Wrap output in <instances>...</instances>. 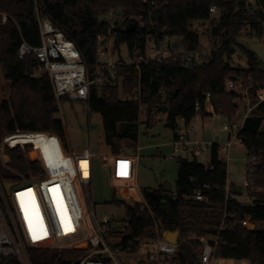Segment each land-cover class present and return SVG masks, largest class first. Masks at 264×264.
<instances>
[{
	"label": "trees",
	"instance_id": "16d2710c",
	"mask_svg": "<svg viewBox=\"0 0 264 264\" xmlns=\"http://www.w3.org/2000/svg\"><path fill=\"white\" fill-rule=\"evenodd\" d=\"M50 16L65 36L79 49L86 64L88 75L94 77L98 66L97 48L99 38L114 36V47L125 44L130 52L142 50L145 38L158 39L166 35L182 37L188 50L198 48L197 35L189 29L191 20H208L209 8L215 5L224 15L213 21L209 37H213L211 53L207 59L191 69H184L179 61L168 64L142 66L139 82V99H120V93L132 94L138 87L132 79L124 80L121 90L117 87L103 89L100 95L91 88L89 111L101 116L104 139L113 155L120 154L122 140H135L138 134L140 107L146 109L147 126L156 120L159 105H166L165 126L172 130L180 119L189 122L196 114L194 106L198 102V115H210L205 109V93L211 95L214 112L229 121L239 114L243 107L242 97L233 90L225 89V80H241L254 94L258 86H264V69L255 53L238 42L239 37L251 33L262 35L264 14L245 12L246 0H159L156 5L141 3L140 0H35ZM264 3V0H260ZM122 10L120 21L111 25L102 20L109 10ZM6 14V22L1 15ZM135 15V19H131ZM139 16V17H138ZM128 22L135 29L126 32ZM245 32V34H242ZM25 41L34 47L39 44V31L35 15L34 0H0V69L3 77L10 81L8 100L0 104V141L8 145L32 142L33 156L42 159L43 166L51 176L62 155L58 138L65 148V128L57 116L58 102L54 97L51 82L46 74L36 76L37 60L33 55L19 59L16 55L19 44ZM242 51L246 66L233 64L232 54ZM249 79L251 81H249ZM177 90L175 97L174 91ZM244 108V107H243ZM253 117L246 118L239 133L247 156H259L254 166V185L259 191L252 203L242 204L225 197L227 166L219 159L218 145L213 142L207 166L195 157L177 159L176 192L169 195L163 189L143 188L141 195L147 206L132 201L126 205L125 229L121 248L133 251L143 239L154 238L155 233L176 231L178 253L176 264H201L197 239L190 235H218L216 254L221 258L245 259L252 264H264V228L247 229L241 221L248 218L256 225L264 223V101L253 110ZM45 131H50L48 133ZM19 132V133H17ZM22 132V133H21ZM29 145L5 147L10 158L9 167L21 173L30 167L33 174L41 173L38 163L29 162L24 149ZM17 175L7 170L0 162V182L17 179ZM65 179V178H64ZM205 200L193 197L202 185ZM57 189V187H55ZM58 192V190H57ZM224 214L231 229H219ZM230 215H233L230 217ZM251 228L250 223L246 224ZM61 245L67 243L60 242ZM82 250L30 248L28 255L32 264H76ZM5 260V262H2ZM0 264H19L14 257L0 260Z\"/></svg>",
	"mask_w": 264,
	"mask_h": 264
},
{
	"label": "built area",
	"instance_id": "2783aa9c",
	"mask_svg": "<svg viewBox=\"0 0 264 264\" xmlns=\"http://www.w3.org/2000/svg\"><path fill=\"white\" fill-rule=\"evenodd\" d=\"M35 2V15L39 31V44L35 47L22 41L17 49V57L23 59L26 56L33 55L37 60L38 69L36 76L46 74L51 82L54 97L67 99L69 101L89 102L91 88L95 87L97 94L100 95L103 89L108 87H117L121 90V84L124 80L132 79L136 81L138 87L132 94L120 93V99H127L128 96H134L139 99V82L142 66L156 64H168L179 61L184 69H191L200 64L203 60L200 54V44L195 50H188L184 46L182 37L164 36L162 38H145L143 49H134L132 52L126 46L127 56L119 57L113 60L112 53L118 49L114 47V36L99 38L97 48L98 66L94 77L90 78L86 64L75 43L68 39L63 31L56 26L45 10ZM141 3L156 5L159 0H140ZM245 12L248 14H264V3L260 0H246ZM210 17L208 20H191L189 22L190 31L197 35L198 41L205 37L209 45H212L213 37H209L207 32L213 21H219L224 15L215 5L209 8ZM102 20L108 21L111 25L120 21V16L116 10H109L105 13ZM139 17V16H138ZM131 15V19H135ZM7 20L6 14L1 15V22ZM130 23V22H128ZM127 23V24H128ZM264 27V22H262ZM245 34V32H242ZM108 53V59L105 54ZM249 81H251L249 79ZM225 89L233 90L242 97L244 113L241 120L233 118L229 124H224L222 130L228 132V138L225 142L218 145V151H225L226 158L229 159V150L235 140L243 144L239 133L246 118L253 117V110L260 102L264 101V86H258L254 94H251L248 86H244L243 81L226 79ZM211 95L205 93V109L211 116H219L214 112L213 104L210 101ZM195 116L185 122L180 119L178 125L173 130V140L171 141L172 150L170 158L184 156H196L204 152H210L213 142H207L197 138L195 134L197 125L195 119L199 116L200 105L195 103ZM158 116H156L157 118ZM60 143V142H59ZM62 148V155L58 158L56 167L59 172L53 176H41L40 178L14 179L11 181L0 182V260L6 257H14L19 264H32L28 255L30 248L38 249H68L74 248L83 251V254L77 258L76 264H120L117 258L118 250L121 248V239L127 224L118 226L111 219L103 217L98 220L94 205L90 208L85 196V187L92 190L93 178V153L91 147L84 148L79 153L72 152ZM139 147L137 148V150ZM137 158V154L135 155ZM247 171L244 179L246 188V197L249 203L255 199L259 189L254 185V166L259 156L250 154L247 156ZM65 178V179H64ZM7 183V184H6ZM7 185L5 189L4 185ZM67 186L73 187V195L68 197ZM57 187L60 202V213L57 211L56 204L53 203L56 193L48 192L49 188ZM208 189V185L203 184L201 189L193 193L195 200L204 201L202 190ZM225 197L229 196L225 188ZM91 196H92V192ZM66 197H65V196ZM52 198V199H51ZM140 203L142 210L147 206L142 198ZM72 204L77 208L74 215L70 212ZM59 213V214H58ZM233 215H230L232 217ZM227 215L224 214L219 229H231L230 224L226 222ZM245 218L241 223L246 227ZM82 228L81 237H77L68 245H61L58 234H72L78 228ZM219 233L193 235L190 239H197L201 243L199 248V262L201 264H218L219 259L216 254V245L218 244ZM154 238L143 239L141 245L145 244L147 253V262L149 264H176L174 259L178 253V239L176 242L167 241L162 234L157 232ZM38 237V238H37ZM84 244V248H78ZM237 264L242 259H234ZM245 260V259H244ZM249 261V260H246ZM251 262V261H249Z\"/></svg>",
	"mask_w": 264,
	"mask_h": 264
},
{
	"label": "rangeland",
	"instance_id": "374dc122",
	"mask_svg": "<svg viewBox=\"0 0 264 264\" xmlns=\"http://www.w3.org/2000/svg\"><path fill=\"white\" fill-rule=\"evenodd\" d=\"M104 16L106 17L105 14ZM238 42L255 53L261 68L264 69V27H262L261 37L253 32L249 36L239 37ZM199 44L201 46L199 51L203 56L202 63L210 55L212 47L205 37L200 38ZM121 56H127V49L124 44L120 46V54L117 51L112 53L113 60ZM105 59H108V53L105 54ZM232 62L233 64H240L242 67L246 66V58L241 50H235L232 54ZM10 84V81L3 77L0 69V104L3 100L9 99ZM133 98L134 96L127 97L129 100ZM243 113L244 109L240 106L239 114L235 118L241 120ZM156 115L159 118H156V120L151 122L150 126H147L144 122L146 120V109L141 106L137 138L135 140L123 139L120 154L113 155L104 139L101 116L98 113L89 111L86 101H69L63 98L58 102L57 116L61 118L65 128L67 150L81 152L84 148L91 147L93 153V188L90 190L85 187V196L88 206L92 208V204L94 205L98 220L107 217L118 226L125 225L126 205L135 200L141 201V190L143 188L163 189L169 195L176 192L177 159L169 157L172 147L167 144V142L173 140V130L165 126V115L163 112L158 111ZM195 121L197 125L195 135L197 138L218 144H222L227 140L228 132L222 130L224 124H229L227 118L206 115L203 117L198 116ZM45 132L54 134L50 131ZM7 133L2 135L0 141L1 165L16 174L17 179L22 177H48L49 172L43 166L42 159L39 156L32 155L34 151L33 143L27 141L14 145L5 144L3 136ZM15 145H29L28 148L24 149L25 157L31 163H38L42 170L41 173L33 174L30 167L27 168L25 173L9 167L10 158L5 152V147H13ZM137 147H139L138 150ZM136 154L137 159L134 158ZM218 156L219 159L227 161L230 195L236 201L248 204L249 200L246 197V188L244 186L248 158L245 146L240 144L239 140H235L229 150V159L226 158L225 151L221 149L218 151ZM184 157L188 160H192L195 157L199 163L207 166L211 156L210 152H204L196 156L186 155ZM53 191L57 195L55 198L52 197L53 203L56 204L57 211L60 213L61 200L58 192L55 187H51L48 190V192ZM90 192H92V196ZM73 193V188L67 186V192L64 194L68 197V195L71 196ZM70 212L74 215L77 213V209L73 204L70 206ZM252 227L249 228L246 225L247 229L251 230ZM255 228H264V223L256 225ZM81 229L80 227L76 232L73 231L72 234L68 235L59 233V242H68L70 244L77 237H81ZM79 246L83 247L85 245L81 244ZM146 246L145 244H140L133 251L118 250L117 258L120 264H149L146 260ZM2 262H5V260ZM234 262L232 258H220L218 264H234ZM237 264L252 263L242 259Z\"/></svg>",
	"mask_w": 264,
	"mask_h": 264
},
{
	"label": "water",
	"instance_id": "95a60500",
	"mask_svg": "<svg viewBox=\"0 0 264 264\" xmlns=\"http://www.w3.org/2000/svg\"><path fill=\"white\" fill-rule=\"evenodd\" d=\"M116 14H118V15H122V10H121V9H118V10L116 11ZM134 29H135V25H134V23L130 22V23L127 24V26H126V32H131V31H133ZM176 94H177V90L174 91L172 97H175ZM166 110H167V106H166V105L163 104V105H159V106H158V111L165 113ZM6 184H7V183H6ZM6 184L4 185L5 189H7V185H6ZM162 236H163L167 241H170V242H176L177 239H178V234H177L176 231L163 232V233H162ZM84 247H85V246H83V247L78 246V248H84Z\"/></svg>",
	"mask_w": 264,
	"mask_h": 264
},
{
	"label": "crops",
	"instance_id": "0c3cea01",
	"mask_svg": "<svg viewBox=\"0 0 264 264\" xmlns=\"http://www.w3.org/2000/svg\"><path fill=\"white\" fill-rule=\"evenodd\" d=\"M165 115V114H164ZM157 118H159V117H157ZM196 134V133H195ZM195 134H190V136H193V135H195ZM55 136L58 138V140H59V142L61 143V141H60V139H59V137L55 134ZM174 136V135H173ZM196 136V135H195ZM167 144L171 147V141H169V142H167ZM218 144V143H217ZM61 145L63 146V144L61 143ZM138 148V147H137ZM71 151V150H70ZM73 152V151H72ZM76 153H79V152H76ZM126 157V156H125ZM134 158L135 159H137L135 156H134ZM226 165H227V161H226ZM228 170H227V174H228ZM229 175V174H228ZM228 175H227V179H226V186H225V188L227 189V191H228V193H229V196L232 198V196L230 195V191H229V179H228ZM246 222L247 223H250L253 227H252V229L251 230H253V229H256L255 227H256V224L255 223H253V222H251L249 219L248 220H246ZM246 223V224H247ZM190 236H193V235H190ZM68 241V240H67ZM69 243L67 242V245H68Z\"/></svg>",
	"mask_w": 264,
	"mask_h": 264
},
{
	"label": "bare ground",
	"instance_id": "6f19581e",
	"mask_svg": "<svg viewBox=\"0 0 264 264\" xmlns=\"http://www.w3.org/2000/svg\"><path fill=\"white\" fill-rule=\"evenodd\" d=\"M73 188V187H72ZM74 190V189H73ZM73 195V194H72ZM58 204V203H57ZM77 209V208H76Z\"/></svg>",
	"mask_w": 264,
	"mask_h": 264
},
{
	"label": "snow or ice",
	"instance_id": "6c2138e0",
	"mask_svg": "<svg viewBox=\"0 0 264 264\" xmlns=\"http://www.w3.org/2000/svg\"><path fill=\"white\" fill-rule=\"evenodd\" d=\"M38 238V237H37Z\"/></svg>",
	"mask_w": 264,
	"mask_h": 264
}]
</instances>
